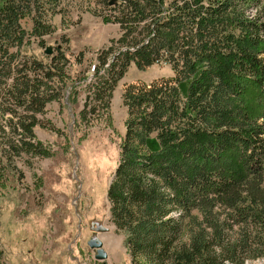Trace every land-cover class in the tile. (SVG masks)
<instances>
[{
    "label": "trees",
    "instance_id": "obj_1",
    "mask_svg": "<svg viewBox=\"0 0 264 264\" xmlns=\"http://www.w3.org/2000/svg\"><path fill=\"white\" fill-rule=\"evenodd\" d=\"M59 1L0 0V169L8 172L22 155L49 157L36 115L75 84L60 47L57 55L24 47L27 36L51 34ZM94 1L120 35L98 53L91 79L77 78L87 89L82 120L109 109L132 63L172 72L121 96L125 133L106 199L131 264L264 258V0Z\"/></svg>",
    "mask_w": 264,
    "mask_h": 264
},
{
    "label": "rangeland",
    "instance_id": "obj_2",
    "mask_svg": "<svg viewBox=\"0 0 264 264\" xmlns=\"http://www.w3.org/2000/svg\"><path fill=\"white\" fill-rule=\"evenodd\" d=\"M55 9L48 17L51 34L27 36L24 47L35 55H44L47 47L57 55L60 47L71 61L66 70L75 84L36 115L34 133L49 157L22 155L16 171L0 169V258L3 264H131L123 235L109 221L106 199L125 133L121 96L130 84H149L172 72L164 64L140 71L132 63L117 83L109 109L96 120H82L87 89L77 78L91 79L98 53L120 30L96 16L105 11L93 0H60ZM24 27L28 31L32 26L26 21ZM78 57L81 64H76ZM93 236L102 242L104 261L96 260L87 245ZM245 264H264V258Z\"/></svg>",
    "mask_w": 264,
    "mask_h": 264
},
{
    "label": "water",
    "instance_id": "obj_3",
    "mask_svg": "<svg viewBox=\"0 0 264 264\" xmlns=\"http://www.w3.org/2000/svg\"><path fill=\"white\" fill-rule=\"evenodd\" d=\"M115 3V0H111L109 2V6H112ZM46 55H51L52 49L51 47H47L44 51ZM100 231L104 232L105 229H100ZM87 245L90 249H93L95 251L94 258L98 261H104L107 258V254L103 249L102 242L99 238L96 236H93L89 239L87 242Z\"/></svg>",
    "mask_w": 264,
    "mask_h": 264
}]
</instances>
